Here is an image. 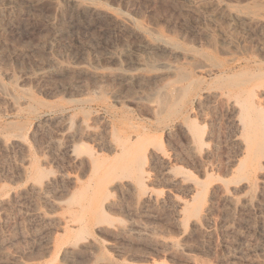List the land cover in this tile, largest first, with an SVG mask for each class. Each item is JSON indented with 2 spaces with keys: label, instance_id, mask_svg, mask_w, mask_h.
Wrapping results in <instances>:
<instances>
[{
  "label": "rangeland",
  "instance_id": "374dc122",
  "mask_svg": "<svg viewBox=\"0 0 264 264\" xmlns=\"http://www.w3.org/2000/svg\"><path fill=\"white\" fill-rule=\"evenodd\" d=\"M76 1L0 0V264H264V162L226 190L241 155L219 96L264 85V0ZM111 136L160 155L137 191L108 173L129 160ZM198 183L196 212L176 208Z\"/></svg>",
  "mask_w": 264,
  "mask_h": 264
},
{
  "label": "bare ground",
  "instance_id": "6f19581e",
  "mask_svg": "<svg viewBox=\"0 0 264 264\" xmlns=\"http://www.w3.org/2000/svg\"><path fill=\"white\" fill-rule=\"evenodd\" d=\"M54 2L55 4H59L60 0H54ZM68 2L72 4L71 7L76 12H80L81 10L89 8L86 4L80 1L68 0ZM30 6L33 7L34 3L30 4ZM21 7L22 6H14V12H19ZM125 22L126 21L123 19L119 21V24L125 25ZM59 31V28H56L54 30V39L55 37H57ZM165 66L167 65L165 64ZM67 70V66L56 64L50 69L42 70L41 74L44 76H48L51 74L61 73ZM80 71L98 75L96 72H91L86 68H80ZM101 76L108 77L109 75L104 74ZM230 89L231 90L227 89L223 91L221 94H219V96L220 98L226 99L228 103H230L233 98L236 99V101H233L231 103L233 104L232 107H235V109L237 108V114L234 123L239 135L236 141H238V143L240 144L239 148L241 157L237 159L234 165L230 168V174L234 178L229 181H224V183L226 184V190L229 189L231 183H235V181H233L234 179H236L237 177L245 178L249 175L251 176L254 172H257L260 169L264 162V85L261 87L260 90H257L255 92H253L252 88L249 89L246 88L244 85L240 84L234 85ZM245 91H247V96L244 100H241L240 97H236V95H241ZM187 130L190 135L189 152L190 155L195 158L199 153L198 151H200L199 149L203 148V146L205 145L204 135L201 133L199 127L197 126H192L190 127V129H186V131ZM89 133L90 132L88 131V128L83 129L81 132L82 135H87ZM110 138L111 139L108 141V145L110 146V148L116 151H121V153L125 154L124 156L129 157V160L126 161L127 163L119 161L122 163H120L119 166L109 168L108 173L113 174L114 172H117L119 168L122 169L124 173L128 174L127 176L130 180L129 183L130 185H132V187L127 185L128 188L126 190L137 191L138 189L146 185V183L150 179L149 173L143 170L142 168V161L147 157H156V155H158L157 152L151 150L148 146H146V148H143L140 143H138L137 141L133 142L130 138L129 140L126 139L117 141L112 140L113 136H111ZM69 148H71V145ZM159 159L161 162H164L165 158ZM96 162H98L97 159L92 160L94 174H98V169H96ZM177 180L176 177H173L169 181L173 184H177L179 183V181ZM192 186L193 187L190 190L193 194L191 201L183 200L178 197L173 198V202L176 208H180L184 212H196L198 208L197 201L199 197L202 196V193H204L205 186L199 183L195 185L193 184ZM227 198L231 199V197L229 196ZM148 200L155 204H159L161 202L160 198L150 197L148 198ZM98 214V218L102 219L101 213ZM172 246L175 245L172 244Z\"/></svg>",
  "mask_w": 264,
  "mask_h": 264
}]
</instances>
